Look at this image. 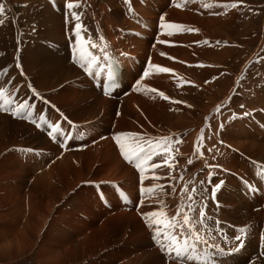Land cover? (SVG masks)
I'll list each match as a JSON object with an SVG mask.
<instances>
[{
	"label": "bare ground",
	"instance_id": "bare-ground-1",
	"mask_svg": "<svg viewBox=\"0 0 264 264\" xmlns=\"http://www.w3.org/2000/svg\"><path fill=\"white\" fill-rule=\"evenodd\" d=\"M32 1L35 3L0 0L5 7L0 15L4 21L0 24V72H7V77L10 72L15 73L12 78L9 75L10 84L6 80L0 82L8 96L14 97V107L7 112L0 111V144L12 145L4 151L13 163V173L0 179L4 180L0 184V233L11 231L18 241L12 251L0 250V256L18 250L24 240H32L34 245L42 247L51 242L47 234L49 224L67 221L66 227L61 226V236L53 239L54 243L61 241V245L49 249L54 263L57 260L61 264H87L84 261L111 244L118 250L117 264L166 263L170 258H166L151 238L152 229L145 227L141 214L163 210L169 217L175 215L176 209L187 201V194L180 192L183 183L192 181L189 189L194 184L198 190L194 207L206 213L204 224L197 227L207 243L198 244L192 251L191 264H264L261 258V253L264 254V195L260 202L257 198L253 202L244 200L241 195L238 197L221 188L224 177L213 180L211 175L215 173L217 178L221 174L219 169L224 168L231 174H240L238 179L250 180L244 167L241 173L229 167L230 158L236 160L227 155L229 149L225 146L229 148V143L247 156L249 162L264 163V139H250L242 133L243 129H236L233 124L240 118L244 122L251 118L258 120L254 112L264 110L260 106L264 103L248 100L241 107L235 101L236 90L240 96L247 92L248 96L264 100V59H255L264 39L243 68L250 76L255 66L251 67V63L258 62L255 77L263 78L261 90L255 88L256 81H250L253 77L248 82L246 77L245 80L241 78L228 92L217 91L224 96V100L217 103L207 87L206 79L211 78L216 67L228 57L231 38L227 30L232 29L238 8H227V1L234 0H171L167 9L168 0H66L63 6L62 0ZM68 2H79L81 7L69 10ZM216 2L224 4L218 16L209 7L202 6ZM73 12L81 13L87 30L82 32L85 43L91 40L99 45L90 49L98 57V64L93 68L98 75L85 74L73 62V49L77 47L73 35L77 21L72 17ZM161 17L163 24L182 27H156ZM189 51H193L198 60L192 68L188 62L179 60ZM108 57L119 63L118 83L109 95H104L101 85ZM149 64L172 71L156 73ZM145 71L150 75L143 77ZM222 79H215L212 86L216 87ZM32 89L38 95H33ZM159 92L170 100L161 98ZM23 100L30 105L24 115L32 109L27 119L11 115V110ZM227 100L234 113L233 119L230 122L222 119L225 123L211 128L213 112L220 117L222 111L215 107ZM0 104L7 107L1 100ZM61 113L72 121L71 125ZM55 125H60L61 130L54 139L48 133ZM119 133H138L146 140L171 137L167 141L170 148L167 158L175 165L174 170L170 172L163 165L152 169L150 164L161 162V158L156 157L145 166L143 173L139 172L119 154L113 140ZM61 142L64 147L60 146ZM26 143L37 147L38 151ZM21 147H24L22 151ZM25 147L28 148L23 154ZM3 149L0 148V152ZM220 153H223L221 157ZM22 155L27 161L25 169L22 168L24 160L21 165L17 162V157ZM33 162L38 163L37 167L43 165L42 174L38 175L39 169L32 165ZM181 175L183 181L179 178ZM28 179L31 181L24 191ZM258 181L262 184L264 177L259 176ZM82 182L85 188L76 191ZM114 183L118 184L120 192ZM148 184L158 186L153 196L141 195V192L134 196L129 194L133 188L139 187L140 191ZM217 195L224 202H230L227 209H222ZM256 206L257 210H251ZM236 225H248V230L236 228ZM241 229L248 237L241 235ZM236 236H241L242 241L238 242ZM142 239L146 243H141ZM242 250V256L234 255ZM184 263L189 264L188 261Z\"/></svg>",
	"mask_w": 264,
	"mask_h": 264
},
{
	"label": "rangeland",
	"instance_id": "rangeland-1",
	"mask_svg": "<svg viewBox=\"0 0 264 264\" xmlns=\"http://www.w3.org/2000/svg\"><path fill=\"white\" fill-rule=\"evenodd\" d=\"M22 1L23 0H19V4ZM28 2H33V1L28 0ZM65 2H66V0H62L61 5L63 6ZM227 2L230 5V6L228 5L227 8H230L232 6V3L233 4L236 3L235 5L238 8V9H236V7H235V9L237 10L236 14H235L236 16L233 15L234 13L232 14L233 16H235V20L232 22L233 27H232V29L227 30V32L230 36L229 38H231L230 42H229L231 44L229 46V51L227 54L228 57H226V58L224 57L225 59L222 60L221 65L216 67V72L213 74V76L209 79H206L207 80V87L209 89H211V93L213 94L214 98H216L215 102H217V103L222 102L224 100L223 94H221L217 91L223 90L224 93L228 92L229 88L235 84L234 82L236 81V84H237L238 80L241 78H242V80H245V77H246L248 79V80L246 79L248 82L253 77V79H251L250 81H253V82L256 81V82H254V83H256L255 88L257 90H261V87H263V84L260 85L263 78H261L259 76H258V78L255 77V74L258 73V71H255V70H257L256 66H259L258 62L254 61L251 63V67L253 65H255V66H253V70H251L250 76H248V74H247L248 71L243 72V68L246 67L245 62L251 56V53L253 52L255 54V52L257 50L256 48H259L261 46L260 42L264 39V0H234V2H232V1H227ZM33 3H35V2H33ZM170 5H171V0H168V4L165 8L167 9ZM21 8L26 10L24 5L23 6L21 5ZM209 8L212 11H214V14L216 16H218V15H221L219 13V10H222V12H223L224 4H219L218 2H216V3H214V5H211ZM178 17L179 18H177V19H180L179 15H178ZM231 18H232L231 19V21H232L233 17L231 16ZM205 21L206 22H212L211 20H205ZM176 22H178V23L182 22L183 23L184 21H176ZM161 24H162V21L158 20L156 22V27H159ZM190 24L195 28H200L197 25H194L192 23H190ZM202 33L206 34V32L203 29H202ZM152 39H153V41H155L156 35H154ZM150 45L153 46V44H150ZM215 45H217V42L215 43ZM258 51L259 52L256 53L255 59L261 61L264 59V42H263V46ZM223 53H225V52L223 51ZM179 60L184 61V62H188L190 64L191 68H192L193 64L198 63V60L195 57L193 51H189V52L185 53L182 57L179 58ZM249 68L250 67H248L246 69L249 70ZM195 72H198V69H196ZM14 74H15L14 72H12V74L10 72L8 74V77H7V72L1 71L0 72V82L3 83L6 80L7 83L10 84L9 79L12 78L11 76H13ZM9 75H10V78H9ZM219 77L223 78L222 79L223 82H218L216 87H213L212 86V84H214L213 81ZM237 78H239V79H237ZM258 81H260V82L258 83ZM262 89H264V88H262ZM235 94H236L235 101L237 103H240L241 107L243 105H246L248 103L247 102L248 100H253V101H255L256 104L264 103L263 99H258L254 96H248L247 92L244 93L242 96H240V93H238L236 90ZM0 100L4 102L5 97H0ZM11 100L12 101L14 100L13 96H11ZM229 102L230 101L227 100V103H225V104L222 103L221 105L215 107L216 109L219 110V112L221 110L222 111H221L220 117L218 116L219 118L216 117L215 112H213V114L211 116V122H210L211 128H213V129L217 128L220 123L230 122L233 119L234 113H233V110L228 107ZM260 106L262 108H264V104H261ZM10 107H14V105H12V103L7 104V108H10ZM237 107H240V106L238 105ZM263 111L259 110V111L254 112V115L257 116L258 120L254 121L253 118H251L249 120V122H244L242 120V118H240L239 120L234 121L233 124L235 125L236 129H243L244 132H242V133L251 137L250 139H252L254 137H259V138L264 139V130L257 127L258 123L263 121V119H264V112ZM31 112H32V109H30V113ZM257 112H259V113H257ZM222 119L223 120L225 119L224 120L225 122ZM218 120H219V123H216V122H218ZM241 134H239V135H241ZM65 140H67V139H65ZM252 143L255 144L256 141H254ZM227 145L229 146V148L227 146H225L227 149H229V152L227 155H229V157H232V156L236 157V160H234L233 158H230V162L228 164L229 167L239 171V173H241V168L244 167L245 168L244 170L247 172L246 175L248 177H250V180L248 182L251 186L247 185L245 183V181H247L245 179L246 177L244 178L245 180L238 179L241 177L240 174H237V175L231 174L227 169H224V168L219 169L221 171L220 175H222V176L218 175L217 178L214 177V176H216L215 173H211L213 180H215V179L217 180V179H219V177H224V180L222 181V184H221V186H222L221 188L226 189L230 193L238 195V197L241 195V197L244 200L248 199L251 202H253L254 199L257 198V200L259 202L262 201V195H264V182L262 184H260V182L258 181L259 176H257L256 173L259 172L260 168H264V165H257V164H255V162H252V161L249 162V158L247 156H243V154L241 152H238L236 149H233L232 145L230 143ZM7 146H9L7 149H10L12 147V145H9V143H7V142H5L4 144H0V148H4L0 152V167L2 166L0 169V172H1L0 179L1 178L5 179L4 177L6 175H8L9 173H13V167L11 165L13 163H11L9 161V158L6 156L7 153L4 151V150H6ZM26 146L33 148V150L35 152L38 151L37 147H32L31 145H28V143H26ZM80 146H82V145H80ZM233 146H234V144H233ZM14 148H19V147L14 146ZM23 148L24 147H21L20 151H22ZM27 148L28 147H25L23 154L27 150ZM171 151L173 152L174 149H171ZM4 154H5V156H4ZM13 154H15V153H13ZM83 154H84V151L82 152V155ZM222 155H223V153H220L219 157H221ZM15 156H16V154H15ZM4 157H6L7 159ZM17 158L16 159L18 160L17 161L18 164L21 165V163H24L22 160H24L26 163L22 164V168L23 169L27 168V166H26L27 161L25 160L23 155L20 157H17ZM1 160H3L4 162ZM226 160L228 161V159H226ZM5 164H6V166H5ZM32 165L36 166V168L39 169L38 175L43 173V171H41L43 168L42 167L43 165L37 167L38 163H36V162H33ZM239 165H241V166L238 168L237 166H239ZM258 166L260 167L259 169H258ZM3 168H4V170H3ZM50 169H48V171ZM231 177H237V179H230ZM2 181H4V180H1L0 184ZM30 181H31V179L27 180V185L25 186L24 191L27 190L28 184H30ZM215 182H217V181H215ZM103 184H107V182L103 183ZM150 184H148L149 186H146L145 188L151 187ZM117 185H118L117 183H114L113 186L117 189L118 192H120V188H118ZM82 186H83V188H82ZM85 186H86V184L84 182H82V183L77 185V187H76L77 190L76 189L75 190L80 192L82 189L85 188ZM250 187H252V188L250 189ZM129 191L130 190H128V193H129ZM247 191H248V193L246 194ZM78 192H76V193H78ZM129 194L132 196L139 195L140 194L139 187H136V189L133 188V191L130 192ZM216 198H217V202H219L222 205V209H227V207H229L227 205H229L230 202H224L223 200H221L218 197V195L216 196ZM222 201H223V203H222ZM187 202L188 201H186L184 204H186ZM139 204H140L139 200L137 199L136 205L138 206ZM262 204H264V201L262 202ZM251 210H253V211L257 210V206L251 208ZM243 213H246V212H243ZM0 225H1V221H0ZM61 226L66 227L67 221H64L62 224L61 223L60 224H57V223H50L49 224V229H48L47 234H49V236L51 238V242H49L47 244H45V243L42 244V247L40 246L41 244L40 245L39 244L34 245L32 240L30 242H29V240L21 241L19 244L20 248L18 250L14 251L8 255L0 256V264H61V262H58L56 259L55 260L57 263H54L52 260L53 257L49 253V249L55 248V247H58V245H61V241L58 243L53 242V239L61 236ZM238 227H242V228H245L248 230V228H247L248 225H245V226L244 225H242V226L236 225V228H238ZM150 234H151V232H149L148 238H150V236H151ZM241 235L248 237V235L247 236L245 234L243 235L242 232H241ZM141 241H140L141 243H146L143 241V239ZM31 243L34 246L31 245ZM259 244H260V246L262 245L261 240H260ZM17 245H18V241L15 240V236L13 235V233L11 231H9L8 233H5V234L0 233V250L12 251L13 249H15L17 247ZM244 247H243V249H244ZM41 251H43V253L40 256ZM117 253H118V250L117 249L114 250L113 246L111 244L110 246H108L107 248H105L101 252L93 255L90 259H88L87 261H84V262L87 264H91V263L117 264L116 263L117 258H118ZM115 254H116V256H115ZM242 254H243V250L239 251L238 253H235L234 255L235 256H242ZM261 254H262L261 258L264 259V254L263 253H261ZM188 262H189V264H191L190 261H188ZM82 264H84V263L82 262ZM159 264H166V263H159ZM184 264H186V263H184ZM242 264H246V262L242 263Z\"/></svg>",
	"mask_w": 264,
	"mask_h": 264
},
{
	"label": "snow or ice",
	"instance_id": "snow-or-ice-1",
	"mask_svg": "<svg viewBox=\"0 0 264 264\" xmlns=\"http://www.w3.org/2000/svg\"><path fill=\"white\" fill-rule=\"evenodd\" d=\"M67 8L72 10L74 8H80L81 4L79 2H68ZM180 5H177L179 7ZM205 8L210 7L211 5L204 3L202 5ZM232 7H236L235 4ZM5 11L4 5L0 4V15H2ZM72 17L76 20V24L74 25V42L76 44V48L73 49V62L78 64L79 67L84 71L87 75H98V73L93 72V68L98 64V57L95 55L93 51L90 49H96L99 47L97 43L88 40L85 43L84 38L82 37V32H86V28L81 21V13L73 12ZM161 21H163V17H161ZM4 21L0 19V24ZM162 28H181L182 26L176 24H161ZM198 31V30H197ZM171 35V33H169ZM103 39V37H101ZM160 43H164V41H160ZM90 45V48L89 46ZM163 55V54H162ZM149 68H155L156 73H169L172 70L166 67H161L158 65L149 64ZM150 75L149 71H145L143 73V77H147ZM142 77V78H143ZM108 79L114 80V74L112 72L109 73ZM137 85L140 84L138 80ZM102 91L104 95H109L107 90L108 87H115L117 85L109 84L105 85L102 82ZM31 88V85H29ZM137 91H140V88H136ZM153 92H157L156 89H151ZM33 95H38L35 92V89H32ZM161 98L164 100H170V97L166 96L163 92L158 93ZM0 97H5L4 104H11V97L7 95V90L0 88ZM176 103H182L181 101H175ZM30 107L27 100H23L19 102L15 108L11 110V115L20 118L27 119L31 113L24 115V110ZM34 107V105H31ZM0 111L7 112L8 108L3 104H0ZM61 116L64 120L68 122L69 125L72 124V121L69 120L66 116ZM35 123V121H33ZM36 127L39 128L40 125L36 124ZM222 127V126H221ZM61 130L60 125H55L51 131L48 133L50 137L56 138L55 134L59 133ZM171 137H162L158 140L145 139L141 134L138 133H119L113 136L114 143L116 144L119 154L122 156L124 161H126L129 165L134 166L139 172L143 173L145 166L149 165V162L156 159V157L161 158L160 163H152L150 167L152 169H156L163 166H167L170 170H174L175 165L169 163L168 155L170 153V148L167 144ZM61 147L65 145L61 142ZM28 151H32V149H28ZM174 159V157H173ZM191 163V161H189ZM261 174H264L262 171ZM156 178V177H153ZM172 179L173 177H169ZM180 180L183 181V176L181 175ZM193 183L192 181H187L183 183V187L181 188V194H187L186 199L187 203L181 205L176 209V214L169 217L163 210L151 211L148 213H142V219L145 222V227L152 229L151 238L155 241L156 245L159 246L160 250L165 254L166 258H170V260L166 259V264H184L185 261H191L194 259L192 256V251L195 250L196 246L200 243H207L200 235L199 228L197 225L204 224V218L206 213L203 210H198L194 207V203L196 200L197 188L194 186L189 189V184ZM201 184L204 181L200 182ZM158 186L153 185L149 188H141V195L147 193L150 196H153L156 188ZM216 187H219L217 185ZM173 191L175 189L173 188ZM183 198V197H182ZM244 232V229L240 230ZM235 239L240 242L242 241L241 236H236Z\"/></svg>",
	"mask_w": 264,
	"mask_h": 264
}]
</instances>
